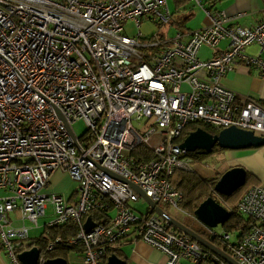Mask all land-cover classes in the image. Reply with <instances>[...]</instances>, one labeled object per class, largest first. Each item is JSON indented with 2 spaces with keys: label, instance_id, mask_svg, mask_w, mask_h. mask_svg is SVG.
<instances>
[{
  "label": "built area",
  "instance_id": "1",
  "mask_svg": "<svg viewBox=\"0 0 264 264\" xmlns=\"http://www.w3.org/2000/svg\"><path fill=\"white\" fill-rule=\"evenodd\" d=\"M204 12V27L186 40L178 31L166 45L124 30L125 22L138 27L145 16L167 23L166 0H0V252L11 264H21L18 248L47 204L53 214L43 227L79 226L66 242L81 245V264H105L108 248L131 232L162 252L166 264L211 258L228 264L155 212L147 214L150 208L139 215L129 205L141 198L135 185L159 207L185 212L171 177L191 168L190 153L179 146L187 124L235 126L264 137V106L251 96L238 98L222 82L236 61L264 79V17L240 26L222 11ZM221 41L224 49L198 57L201 46ZM253 44L257 54H246ZM78 119L88 136L74 131ZM139 145L153 157L134 160ZM57 170L77 183L74 202L40 192ZM97 208H112L109 221H94L85 231L83 215ZM236 208L251 225L230 256L239 264H264V183L251 185ZM220 237L229 240L227 233ZM45 260L40 255L36 264Z\"/></svg>",
  "mask_w": 264,
  "mask_h": 264
},
{
  "label": "crops",
  "instance_id": "2",
  "mask_svg": "<svg viewBox=\"0 0 264 264\" xmlns=\"http://www.w3.org/2000/svg\"><path fill=\"white\" fill-rule=\"evenodd\" d=\"M166 5L170 14L167 23L154 21L151 16L140 18L138 32L141 34V40L150 38L160 39L167 45L169 40L178 31L183 33L182 39L186 40L188 37L187 34L190 31L200 29L208 23L204 8H209L213 11H222L232 18L231 23L240 26H253L264 17V0H200V4L192 0H166ZM130 22L135 26L134 21ZM167 24H170V28L167 31V33L170 32L169 36H166L162 30ZM225 47V41H221L215 48L201 46L198 50V57L200 59H209L216 51L222 50ZM257 51L258 47L255 44L246 48V54L248 55L254 56L257 54ZM261 57L264 59V52L261 54ZM222 82L225 87L236 93L238 98L251 96L264 106V79L260 77L255 68L248 67L240 61H236L233 68L227 71ZM224 155L227 158L226 161L229 162L228 168L242 166L247 172L252 174V180H250L252 184L264 183V144L260 147L229 150ZM54 174V189L62 190L63 188L59 187L61 177L63 174H67L60 170L55 171ZM48 186H51V180H49ZM65 199L69 202L71 200L74 201L76 199L75 189ZM15 224L19 225L20 223L16 221ZM44 224L45 222L43 226ZM38 228H40L39 224L37 228H31L29 230V236L35 237L31 236V230L36 231ZM41 229L43 230V227ZM215 232L222 233L221 227L220 231L215 230ZM135 235V233L131 232L117 244L115 254L124 261V264H166V258L162 252L137 239ZM232 236L235 238L234 235H230V240ZM70 255L74 257L73 264H81L79 254L73 253ZM180 262L181 264L189 263L186 259H181ZM0 264H11L4 252H0ZM67 264H70L69 258ZM202 264L214 263L212 261H206Z\"/></svg>",
  "mask_w": 264,
  "mask_h": 264
},
{
  "label": "trees",
  "instance_id": "3",
  "mask_svg": "<svg viewBox=\"0 0 264 264\" xmlns=\"http://www.w3.org/2000/svg\"><path fill=\"white\" fill-rule=\"evenodd\" d=\"M153 39V38H150ZM201 127L206 131L215 134L219 130L214 127L204 124L202 122L196 121L191 122L186 125L185 129L182 132V138L184 139L186 135L198 128ZM222 150L221 148L214 147L213 151ZM212 151V152H213ZM192 159L199 162V157L201 155H205L201 152H192L189 154ZM131 157L135 160L143 159L148 160L153 157V152L146 147L145 145L137 146L131 153ZM193 162V160H192ZM213 173V172H212ZM202 174V175H201ZM220 177V176H219ZM219 177L206 176L203 173H199L195 170H176L171 177V183L174 187L181 191L183 195L182 202L180 207L187 213L193 214L195 208L207 197L212 196L215 198V193L213 191L214 185ZM252 174L247 172L245 183L242 187L238 188L235 192H233L230 196H221L226 202V207H228L230 215L229 218L220 225L222 229V233H227L229 235V240L224 241L220 235L222 233L215 232V229H209L199 221H191L189 226L192 230H194L199 235L205 237L210 240L212 243L220 247L227 254L231 255V248L236 245L241 238L249 232L251 220L244 217L240 214L236 208L237 202L240 200L245 191L251 186L254 185L251 183ZM110 209L101 210L97 208L93 211H89L84 214L82 217V221L84 222L87 216H91V218L96 223L106 224L109 221L110 215L112 214ZM153 211L149 209L147 214H151ZM79 230V226L72 221H67L61 224H56L48 227H43V230L38 236L30 237L26 242H24L18 248V251H24L26 249H30L33 246H36L40 250V255L45 259L62 257L68 261L69 255L73 253L79 254L81 256V245L80 244H67L66 240L75 237ZM216 233L213 236L211 233ZM230 235H234V239L230 240ZM57 237H60L61 241L55 243L52 249H48V243L54 241ZM117 244L113 247L108 248V253H116ZM213 254V253H212ZM216 256V255H215ZM218 257L220 260L225 261L223 258ZM208 261H212L214 264H219L218 261L214 259H208ZM226 262V261H225Z\"/></svg>",
  "mask_w": 264,
  "mask_h": 264
},
{
  "label": "water",
  "instance_id": "4",
  "mask_svg": "<svg viewBox=\"0 0 264 264\" xmlns=\"http://www.w3.org/2000/svg\"><path fill=\"white\" fill-rule=\"evenodd\" d=\"M264 144V137L256 135L253 131L241 129L235 126L220 129L212 134L205 129L198 127L190 131L179 144L180 148L188 153L201 152L209 154L214 147L226 150H239L252 147H260ZM247 171L242 166H233L224 171L216 181L213 191L219 196H230L238 188L242 187L246 180ZM140 196L147 202L149 208L168 221V223L180 232L188 235L205 249L211 251L216 256L223 258L228 264H239L233 257L227 254L220 247L210 240L199 235L189 226L180 223L174 217L166 213L161 207L151 201L137 186L133 185ZM195 218L209 229L222 225L229 218V210L221 205L212 196L204 199L193 211ZM95 225L91 216H87L83 229L89 231ZM40 257V250L33 246L17 255L21 264H36ZM44 264H67V260L62 257L46 259ZM105 264H124V261L115 253H111L106 258Z\"/></svg>",
  "mask_w": 264,
  "mask_h": 264
},
{
  "label": "rangeland",
  "instance_id": "5",
  "mask_svg": "<svg viewBox=\"0 0 264 264\" xmlns=\"http://www.w3.org/2000/svg\"><path fill=\"white\" fill-rule=\"evenodd\" d=\"M130 22V21H128ZM125 23V30L126 33L130 36H135L138 33V27L134 26V24L132 22ZM160 22V21H159ZM158 22V23H159ZM168 27V28H167ZM170 28V24H167V26H165L164 28H162V30L164 31L166 36H169L170 32L167 33L168 29ZM141 31V30H140ZM73 129L74 131L79 135V136H88L87 133V126L84 122L83 119H78L73 123ZM159 141V137L158 136H154L151 143L153 145H156ZM229 150L226 149H222V150H216L213 151L209 154H205V155H201L199 157V162L195 161L194 159L193 162L191 163V168L190 170H195L197 169V171L199 173H203L206 176H212V177H219L224 171H226L228 169L229 166V162L226 161L227 158L224 155V153H227ZM213 172V173H212ZM67 174V173H66ZM62 175V174H61ZM202 175V174H201ZM55 176V174L53 173L51 176V186L46 187L45 189H42L40 192L43 194H50V193H56V194H60L62 195L64 198L68 197V195L73 192L74 189H76L77 183L75 181H73L71 179V177L67 174L61 177V181H60V185L59 187H62V190H55L54 189V183H53V177ZM215 193V192H214ZM4 195V191L0 190V196ZM77 196V195H76ZM215 199L217 200V202H219L221 205H223L224 207L227 206L226 202H224V199L219 196L218 194L215 193ZM73 200H71L72 202ZM74 202V201H73ZM129 205L131 207V209L141 215L142 213L146 212L149 209V206L147 204V202L141 197L139 200L137 201H131L129 202ZM160 207L166 212L168 213L170 216L174 217L176 220H178L180 223L184 224V225H189L191 222V217L186 214L185 212H179L176 209H173L169 206H164L162 203H160ZM53 214V210H52V206L50 204H47L46 209H45V217L41 218L39 220V226L40 228H38L36 231H32L31 230V236H36L38 235L41 231H42V227H43V223L50 221L51 217ZM25 225L27 226H31V223L29 221H25ZM216 231H220V225H217L214 228ZM233 236L231 237V240H233ZM69 263L73 264L74 263V257L73 255H70L69 257Z\"/></svg>",
  "mask_w": 264,
  "mask_h": 264
}]
</instances>
